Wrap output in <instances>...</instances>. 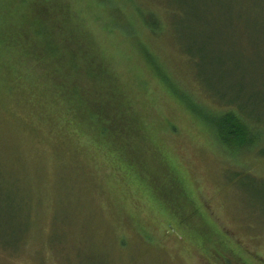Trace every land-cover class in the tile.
<instances>
[{
    "label": "rangeland",
    "instance_id": "374dc122",
    "mask_svg": "<svg viewBox=\"0 0 264 264\" xmlns=\"http://www.w3.org/2000/svg\"><path fill=\"white\" fill-rule=\"evenodd\" d=\"M227 102L264 124V0H0V264H264Z\"/></svg>",
    "mask_w": 264,
    "mask_h": 264
},
{
    "label": "trees",
    "instance_id": "16d2710c",
    "mask_svg": "<svg viewBox=\"0 0 264 264\" xmlns=\"http://www.w3.org/2000/svg\"><path fill=\"white\" fill-rule=\"evenodd\" d=\"M150 28L153 29V27ZM53 51L52 54L55 55L56 53L55 51L53 53ZM69 54L71 55L72 58L75 57L73 51H69ZM194 60L196 67L201 66V60L199 58H194ZM206 96H210L209 93L206 92ZM234 104H235L234 102H229V103L227 102L226 104H223L224 105L223 108H219L220 105H218L219 108L218 111L222 112L220 116L217 117L216 120L215 128H216L218 140L220 141L221 145L224 146L226 150L229 151L246 150L252 147L257 148V145H259L258 153L262 157H264V124L262 123L257 124L255 122L250 123V119L247 118L244 114H242L240 107ZM226 109L227 111H225ZM68 113L70 114V116H73V114L70 111H68ZM66 119H70L69 115L66 117ZM104 119L105 120L104 121L102 120L103 121L102 125L99 127V130L97 131V135H94L95 137H97L98 140L110 142L111 139L110 136L112 132H114L112 129L116 127V130H124L127 126L126 124L121 123L120 121L119 123L117 120H115V115L114 118L112 119L114 121L112 122H110L111 121L110 119H106V118ZM73 122L74 121H72L71 123L72 125ZM74 125L77 130L83 129V122L81 121H77L76 123L75 120ZM120 125L122 126V128H117L120 127ZM137 133H138V128H137ZM120 153H122V155L125 156V153L121 148L119 150V153L117 152V154L121 157L122 155Z\"/></svg>",
    "mask_w": 264,
    "mask_h": 264
}]
</instances>
